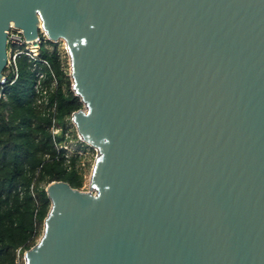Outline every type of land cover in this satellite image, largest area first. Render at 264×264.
<instances>
[{"label":"water","instance_id":"water-1","mask_svg":"<svg viewBox=\"0 0 264 264\" xmlns=\"http://www.w3.org/2000/svg\"><path fill=\"white\" fill-rule=\"evenodd\" d=\"M63 40L88 190L52 181L23 264H264V0H0Z\"/></svg>","mask_w":264,"mask_h":264},{"label":"trees","instance_id":"trees-1","mask_svg":"<svg viewBox=\"0 0 264 264\" xmlns=\"http://www.w3.org/2000/svg\"><path fill=\"white\" fill-rule=\"evenodd\" d=\"M41 38L36 60L23 53L16 57L18 75L5 86L6 98L0 100V264H23V252L36 243L50 206L48 183L65 181L79 189L84 182L78 149L65 156V134L73 127L69 117L83 104L71 89L59 50ZM38 73L48 89L53 79L56 82L47 105L36 104ZM53 117L60 128L55 135Z\"/></svg>","mask_w":264,"mask_h":264},{"label":"built area","instance_id":"built-area-1","mask_svg":"<svg viewBox=\"0 0 264 264\" xmlns=\"http://www.w3.org/2000/svg\"><path fill=\"white\" fill-rule=\"evenodd\" d=\"M41 33V34H40ZM41 35L45 40H48L45 33L43 31L39 32V35L34 38L33 40H26L23 35L21 29L15 27L12 23L9 24V28L7 30V36H6V42H7V47H6V53H7V61L5 65V69L3 71V75L0 79V100L6 98V94L4 92V88L7 84L12 83L17 75H18V69L16 66V57L23 53L27 55L29 58L36 60L35 54L37 52V49L39 47V44L41 42ZM63 41V40H62ZM60 57L62 60V64L65 61L66 64L68 65V68H70V63H69V56H68V51L65 42L63 41V46L62 49L59 51ZM41 62L47 65V62L43 59H39ZM64 67V66H63ZM67 75L69 76V69ZM10 77V79H9ZM42 78L43 74L38 73V80L35 84V91L37 93L36 96V104L38 105H47L48 101V94L50 91L53 90V87L55 86L56 82L53 79V83L51 87L48 89L42 84ZM70 78V76H69ZM71 80V79H70ZM50 110L52 112V115L54 114L55 111V102L53 101L50 105ZM72 115V113H71ZM71 115L69 117L71 121ZM72 123V122H71ZM60 128L55 125L54 122V117L52 118V124H51V133L52 135H55L59 132ZM78 138L80 136L77 134ZM65 138L68 140L69 139V134H65ZM62 145H59V148ZM66 157L69 156V154H65Z\"/></svg>","mask_w":264,"mask_h":264},{"label":"rangeland","instance_id":"rangeland-1","mask_svg":"<svg viewBox=\"0 0 264 264\" xmlns=\"http://www.w3.org/2000/svg\"><path fill=\"white\" fill-rule=\"evenodd\" d=\"M53 43L59 51L62 49V46H63L62 40H57ZM62 65L64 66L65 70L68 73L69 68L66 62L64 61ZM70 85H71V82H70ZM68 134H69V139L67 140V144H68L67 153L70 155L74 153L75 149H78L77 152L80 155L79 165L80 167L83 168V174H84V182H83L82 187H80L79 189L83 191H87L88 190V179H89L92 164L97 155V151L95 150V148L89 146L85 142L84 143L86 145L82 144L83 141L78 138L77 132L74 126L69 128ZM38 238L36 239V241L38 240ZM21 260L23 262V258H21Z\"/></svg>","mask_w":264,"mask_h":264},{"label":"bare ground","instance_id":"bare-ground-1","mask_svg":"<svg viewBox=\"0 0 264 264\" xmlns=\"http://www.w3.org/2000/svg\"><path fill=\"white\" fill-rule=\"evenodd\" d=\"M12 23V22H11ZM13 24V23H12Z\"/></svg>","mask_w":264,"mask_h":264}]
</instances>
